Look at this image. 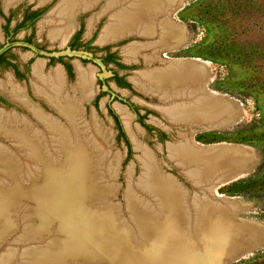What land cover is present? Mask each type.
I'll return each mask as SVG.
<instances>
[{"label":"bare ground","instance_id":"obj_1","mask_svg":"<svg viewBox=\"0 0 264 264\" xmlns=\"http://www.w3.org/2000/svg\"><path fill=\"white\" fill-rule=\"evenodd\" d=\"M19 1L22 0H6L8 4ZM98 1L63 0L54 11L58 23L50 31L51 38L62 40L68 37L77 27L76 16L94 7ZM180 1L109 0L103 13L110 8L118 9L120 4L126 5L111 14L110 23L103 29L100 40L105 43L134 33L158 34L159 28L161 47L173 39L183 40L185 31L176 20L157 18L158 14H165L168 8ZM97 18L95 16V20ZM50 21L54 22L53 17ZM138 50V47L133 48L130 55L134 57ZM156 57L153 55L150 61L156 60ZM76 68L77 87L74 89L69 87L63 67L59 66L47 75L44 65H34L36 95L43 96L61 119L34 104L19 85L0 80V90L26 106L34 118L32 124L19 112L0 110V132L10 141L9 146L0 145V247L10 243L8 238H13L24 222L27 225L25 232L17 236L18 240L14 238L25 245L17 264H147V260L149 264H157L162 256L168 264H212L218 251L227 247L229 242L233 244L236 241L242 242L240 245L250 241V249L238 256L251 257L254 247L264 242V223L252 219L237 222L227 218L223 222L214 219L210 211L212 208L221 212L222 217L233 215L230 211L234 207L225 197L215 198L216 204L209 200H197L196 197L191 200L187 189L161 168L156 156L142 142L141 131L131 124L132 115L124 106H119L118 110L137 148L143 152V175L137 183L130 181L128 202L131 206L128 209L131 218L140 225L139 233L135 232L138 237L142 234L147 241L153 238L152 242L141 239L142 245L153 243L155 250L147 252L146 248L143 253L134 248L132 250L134 241L130 240L131 244L128 242L121 246L127 240L120 233H112L102 219L108 216L126 228H132L134 224L125 218L115 200L118 190L117 161L108 160L113 156L109 149L108 132L101 128L96 113L90 121L86 119L85 103L93 98L95 76L90 68L82 65H76ZM211 75L212 70L206 61L184 58L179 63L140 71L134 81L160 96L162 104L158 107L172 124L178 122L190 126L197 122L199 126L214 127L241 118L244 108L240 102L223 93L204 90V84ZM198 97L202 98L198 100ZM96 132L103 134L104 142L101 138L99 140L100 135H94ZM170 150L173 162L195 182L214 172L216 178L226 184L241 176L257 161V151L253 147L237 143L204 145L190 138L174 143ZM107 161L109 164L106 165ZM229 171L233 172L231 180L226 177ZM85 202L101 207L106 216L91 213ZM144 210L157 217L156 221L146 217ZM202 215L205 228L217 224L222 226V232L206 239L213 243V249L197 260V252L193 253V247L183 240L182 224L184 221L189 235L198 241L196 228ZM18 220L21 221L18 223ZM91 229L95 231L91 232ZM93 238L100 241L99 247H93L90 241ZM111 241L114 249L109 247ZM17 242L15 245H18ZM162 243L167 246L161 251L163 253L160 252ZM240 245L236 248L240 249ZM14 247L8 248L0 257V264H10L15 259L18 253ZM229 252L223 254L219 264L225 263L224 257Z\"/></svg>","mask_w":264,"mask_h":264},{"label":"rangeland","instance_id":"obj_2","mask_svg":"<svg viewBox=\"0 0 264 264\" xmlns=\"http://www.w3.org/2000/svg\"><path fill=\"white\" fill-rule=\"evenodd\" d=\"M38 1L39 4H44L49 1L43 8L45 7L46 14L50 13L47 21H50L53 17V24L55 26L58 21H56L57 16L54 15V11L63 0ZM108 1L109 0H99L94 7H89V9L83 10L76 16L78 28L75 33H79V35L76 37L77 41L74 43L76 46L73 47V51H84L93 54L97 62L99 59L102 61V64L98 65L94 63L91 58H86V64L89 65H82L85 68H90L95 76L94 85L96 84L94 88L95 92L92 96L93 100L85 103L87 113L86 119L90 121L93 113H96V120L100 122L101 128L108 132V141L111 143L109 149H111L113 153L111 154L113 156L110 155L111 157L108 160L112 159L114 162L117 161V164L113 163L114 165L116 164L117 168L116 182L118 185V190L116 191L117 197L115 200L120 204L122 214H125V218H129L134 226H132V228H126L124 225H120L116 220H112L104 215L101 212V207L93 206L89 202H85L87 209L91 213L106 216L107 219H102V223L107 225L112 233L117 235L121 234L122 238L127 240L124 241L123 244L118 243V245L122 244L121 246H123L125 243L127 244L129 242L131 244L132 242L130 241H134L135 244L133 243L132 250H139V252L142 253L146 252V248H148L147 252L150 250L152 252V249L155 250L153 243L151 245L147 243L142 245L141 239H144V236L141 234L142 236L140 235V237H138L136 234L140 231V225L138 221H134V219L131 218V211L128 209L131 206L128 202L130 181L133 180L137 183L143 175V152L137 148L129 132L127 123L118 110L119 106H124L132 115L131 124H133L139 132L141 131L142 142L154 156H156L155 158L160 163L161 168L166 173L177 178L187 189L189 192L188 197L191 200L196 197L198 198L197 200H209L210 203L216 204L215 198L225 197L228 199L230 196H236V200H238L236 205L229 202L234 207L233 210L230 211L233 215L227 214V217H222L221 212L211 207L212 209L210 211L212 212L213 218L221 220V222L227 218L234 222L252 219L264 223V0H185L182 8L175 11L172 18L175 19V22L181 25L185 31L183 41L187 40V38L188 41L184 47L174 52H161V48L165 45L161 47L159 43L160 28L158 34L155 32L152 35L141 37L132 35L125 36L119 40H113V42H102V40H100L101 35L104 32L103 29L110 23L112 18L111 14H114L116 10L126 5H124V3L122 5L120 4L118 9L110 8V10H106L107 13H103ZM15 3L8 4L6 0H0V14L3 13L2 9L4 7L9 8L8 6H14ZM7 4L8 6H6ZM33 5L35 4H27L24 2L23 4L11 8L8 13H12L14 15L12 20H15L18 18L19 14H22L28 7ZM95 16L98 17L96 20ZM157 18H159V20L166 19L163 14H158ZM52 29H54V27ZM44 33L43 36H38V34L34 36V40L36 42H38V39L43 40V42H41L43 45L46 44L51 48L58 49L55 47L58 44L48 43V33ZM19 36H23V30L12 35L11 40L20 38ZM69 36L61 40V45L65 44ZM3 42H5V39H3L2 42L0 40V47ZM136 47H138L139 50L137 54L132 57L130 51ZM16 50L21 51L22 49L16 48L14 51ZM109 55L113 56L112 60L107 58ZM153 55H157L156 60L150 61ZM182 57H185V59L192 58L204 60L209 64L213 75H211L209 82L206 80L208 84L205 85L213 89L214 92L223 93L242 104L244 113L238 121L227 127L212 129H208V127L204 125L202 126L204 128H199L200 124L198 123V125L196 122V124L193 125L198 127L197 130H195V127L191 124L190 126L178 122H176L177 124H172L158 107L162 104L160 96L155 92L144 89L141 84L134 81L138 72L165 67L168 64L170 65V63H179L180 59L173 60L170 58ZM72 59L80 60V57L74 55ZM52 66L55 67L49 72L45 71V74L49 75L55 68L62 65ZM18 67L22 71L26 70L28 75H31L30 70L24 65H18ZM76 70L75 73L69 77V80L65 74L69 87H73L74 89L77 87ZM116 74L119 75L118 78ZM0 80L8 81L10 84L16 86L19 85L34 104H38L40 108L47 113L59 117L56 110L48 104L49 102H47L43 96L36 95L33 83L35 81L34 74L29 77L31 84H28L26 79L15 75L12 65H0ZM204 90L207 89L204 87ZM6 95L8 94L6 93ZM201 98L198 97V100ZM0 110L19 112L29 122L31 120V123L34 124V118L27 107H18L7 101L2 95H0ZM88 126L91 127L89 124ZM94 135L97 137L100 135L99 140L101 141L102 139L104 142L103 134L96 132ZM91 137L95 140L97 139L93 135H91ZM190 138L195 143L204 145L228 142L251 146L257 151V162L254 170L250 175H246L235 181H229V183L227 181L226 184L224 182V185L221 183L220 187L215 185V182L217 181L220 183V180L216 178L217 174L214 172L203 176L204 178L202 177L195 182L185 176V172H183V174L180 171L181 167L176 162H173L174 160H172L170 154L171 145L182 140L188 141ZM8 143H10V141L0 138V145L9 146ZM107 164H109L108 161L106 162V165ZM174 165H177L180 169L176 168ZM142 196L138 197L141 198ZM155 197L158 198L157 196ZM144 213L152 222L156 221L155 218L157 217L150 213V211L144 210ZM204 219V215H202L197 222L196 233L198 235L197 238H199L198 241L189 235L190 233L186 225H184V221L182 224L183 240L186 244L188 242V244L193 247V253L197 252V260L202 259L204 255L210 253L213 249V247H211L213 243H209V240L206 241V239L209 238L210 235L213 238V234L216 233V235H219L218 233L222 232V226L217 224L205 228L203 225ZM19 221L21 220H18V223ZM22 224V228H19L21 232L18 231L13 238H8V242L10 243L2 244L0 247L1 257L7 252L8 248L15 246L14 249L16 248L18 254L10 264H17L20 252L25 249L23 241L17 242L14 240L15 237L17 239V236H21L23 232H25L24 230H26L27 225L24 222H22ZM112 227L114 231H112ZM94 231L95 229H91V232ZM122 232L125 235H123ZM146 236H148V234H146ZM95 239H90L91 244L93 247H99L100 241H96ZM152 239L149 241L152 242ZM157 239L158 238H156V240ZM6 241L4 242L6 243ZM145 241L149 242L147 240ZM15 242H17L18 245H15ZM230 243L231 242L228 243L227 247L225 246L224 249L218 251L217 254L214 255L212 264H219L224 253L229 252V250H234L236 246H239L242 242L236 241L233 244ZM112 244L113 242L111 241L109 247L114 249L115 247ZM136 244L142 245V247L136 246ZM249 244L250 241L243 243L240 247L246 248ZM160 247V252L163 251V248H167L163 243ZM10 251L12 252L11 249ZM156 251L157 253L159 252L157 249ZM162 259L157 264H168L164 261L166 258L164 259L162 256ZM145 262H147V264L150 263L148 260ZM230 264H264V248L258 251L254 256Z\"/></svg>","mask_w":264,"mask_h":264},{"label":"flooded vegetation","instance_id":"obj_3","mask_svg":"<svg viewBox=\"0 0 264 264\" xmlns=\"http://www.w3.org/2000/svg\"><path fill=\"white\" fill-rule=\"evenodd\" d=\"M35 4L28 7L22 14H19L18 18L12 20L14 16L10 12L11 8L23 4ZM49 2V1H48ZM39 4L38 0H22L19 1L16 5L9 8L4 7L2 9L3 13L0 14V40L1 42L5 39L0 50L5 48L0 53V65H12L14 67V72L17 77H23L26 79L28 84H31L29 77L34 74V65H44V73L49 72L53 67L52 65H62L64 72L69 80V77L75 73L76 65H89L86 64V58H91L94 63L100 65L102 61L99 59L98 62L94 58L93 54L86 53L84 51H73L74 44L79 33H75L78 28V24L75 30L70 33L69 38L64 45H61V38H51L50 31L54 27L53 22L47 21V18L50 16V13H45V7L47 3ZM7 6V5H6ZM20 30H23V36L11 40V36L18 33ZM48 33L47 40L48 43L58 44L55 48H51L46 44H42L43 40L36 42L34 36H43L45 33ZM3 38V39H2ZM10 39V40H8ZM7 45H9L7 47ZM16 48H21V51H14ZM78 55L80 60H73V56ZM112 55L107 57L109 60H112ZM43 60V61H39ZM93 64V65H96ZM18 65H24L30 74L28 75L27 71H22L19 69ZM50 67V68H49ZM77 73V70H76ZM118 74L116 77L118 78ZM5 98V97H3ZM6 99V98H5Z\"/></svg>","mask_w":264,"mask_h":264},{"label":"water","instance_id":"obj_4","mask_svg":"<svg viewBox=\"0 0 264 264\" xmlns=\"http://www.w3.org/2000/svg\"><path fill=\"white\" fill-rule=\"evenodd\" d=\"M126 1H128V0H126ZM126 3V2H125ZM184 3H185V0H182L180 3H177V2H175L170 8H168V10H167V12L164 14L163 13V15L167 18V19H173L172 18V16H173V13L175 12V11H178V10H180L181 8H182V6L184 5ZM85 12V11H84ZM173 20H175V19H173ZM187 34V33H186ZM132 35H137V36H145L144 34H139V33H134V34H132ZM132 35H129V36H132ZM187 41H188V38H187V40H180V39H173L171 42H169L166 46H164L163 48H161L162 50H161V52H167V51H178V50H180L182 47H184V45L187 43ZM9 45H7V47H8ZM6 48V47H5ZM5 48H3V49H1L0 50V53L5 49ZM185 57H182V58H170V59H180V60H182V59H184ZM105 75V74H104ZM208 82H209V80H208ZM208 82L206 83V84H208ZM205 85V84H204ZM207 90H208V92H211V93H215V92H213V89H211V88H209V87H207V85H205L204 86ZM207 90H205L206 92H207ZM0 95H2L3 97H5L6 98V100L7 101H9L10 103H12V104H14V105H16V106H18V107H26V106H24V105H22L21 103H19L17 100H15V99H13V98H11L10 96H8V95H6L4 92H2L1 90H0ZM93 99H91L89 102H91ZM28 109V108H27ZM240 119V118H239ZM236 121H238V119L237 120H234L233 122H228V124H225V125H223V126H214V127H208V129H212V128H220V127H227V126H229V125H231V124H233L234 122H236ZM199 128H204V127H202V126H199ZM198 129V127H195V130H197ZM0 138H2V139H5V140H7L6 138H9V137H6L3 133H1L0 132ZM257 162V161H256ZM175 164V163H174ZM256 164V163H255ZM255 164L254 165H252L251 167H249L248 168V170L245 172V173H242V175L241 176H239L238 178H236V179H234V180H232V181H235V180H237V179H239V178H242V177H245L246 175H250L251 174V172L254 170V167H255ZM176 168H178V169H180L177 165H174ZM180 171L183 173L184 171H182L181 169H180ZM228 172V171H227ZM226 172V173H227ZM233 172H234V170H233ZM232 171H229V173L226 175V177H229L228 178V180H231L233 177H231V174L233 173ZM184 174V173H183ZM185 176H187L186 174H185ZM231 177V178H230ZM236 177V176H235ZM234 177V178H235ZM232 181H230V182H232ZM229 183V182H228ZM222 184H223V182H222ZM215 185H217L218 187H220L221 186V182L219 183V182H215ZM224 185V184H223ZM219 193V192H218ZM210 194H211V192H210ZM229 201L231 202V203H233V204H237L238 203V200H236L237 199V197L236 196H230L229 198ZM258 247H254V249H253V251H252V253H250V254H252L251 256H254L258 251H260V250H262L263 248H264V242H262L260 245H257ZM250 247H251V245L249 244V246L248 247H246V248H241V247H239L240 249H238V248H235L234 250H232L231 252H229V254H227V256H225L224 258H225V263L224 264H230V263H237V262H240V261H242V260H244V259H247L248 257H240V256H238L240 253H242V252H246L247 250H249L250 249ZM250 254L248 255V256H250Z\"/></svg>","mask_w":264,"mask_h":264},{"label":"trees","instance_id":"obj_5","mask_svg":"<svg viewBox=\"0 0 264 264\" xmlns=\"http://www.w3.org/2000/svg\"><path fill=\"white\" fill-rule=\"evenodd\" d=\"M117 119H118V117H117Z\"/></svg>","mask_w":264,"mask_h":264}]
</instances>
